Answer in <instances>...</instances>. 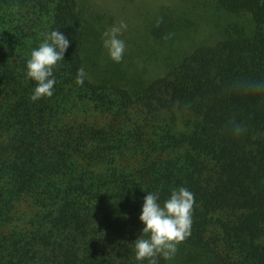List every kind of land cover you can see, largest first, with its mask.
Returning <instances> with one entry per match:
<instances>
[{
	"label": "trees",
	"instance_id": "trees-1",
	"mask_svg": "<svg viewBox=\"0 0 264 264\" xmlns=\"http://www.w3.org/2000/svg\"><path fill=\"white\" fill-rule=\"evenodd\" d=\"M85 1L0 0V264H148L144 197L163 206L181 187L190 235L158 264H264V99L226 90L264 78V0L167 6L119 63L103 45L111 7ZM203 9L218 28L173 53L172 23ZM54 30L69 47L53 95L33 101L27 61ZM139 53L163 66L134 72Z\"/></svg>",
	"mask_w": 264,
	"mask_h": 264
},
{
	"label": "clouds",
	"instance_id": "clouds-1",
	"mask_svg": "<svg viewBox=\"0 0 264 264\" xmlns=\"http://www.w3.org/2000/svg\"><path fill=\"white\" fill-rule=\"evenodd\" d=\"M160 21L157 22L159 25ZM127 25L121 21L103 33V45L109 57L119 63L123 59L126 44L121 36ZM45 38L37 49L31 52L27 61V78L36 83L33 101L42 97H51L56 83L53 69L64 59L69 47V40L59 31L54 30L44 34ZM87 73L81 67L78 70L76 83L83 85ZM226 90L230 93L254 95L264 99V78H237L231 81ZM232 131L239 136L246 128L235 121L231 122ZM158 194L150 193L144 197L140 220L143 222L142 235L134 241L135 259L147 260L148 264H158V257L169 260L176 254L178 245L189 235L192 224L194 196L186 188L173 190L171 196L161 206Z\"/></svg>",
	"mask_w": 264,
	"mask_h": 264
},
{
	"label": "rangeland",
	"instance_id": "rangeland-1",
	"mask_svg": "<svg viewBox=\"0 0 264 264\" xmlns=\"http://www.w3.org/2000/svg\"><path fill=\"white\" fill-rule=\"evenodd\" d=\"M181 1L182 0H97L95 6H100L103 9L107 6L111 7V27L113 25H118L121 21L126 23L127 29L123 32L121 39L125 41V52H127V50L136 49L133 47L134 43L130 39V33H137V35L143 33V29L145 30V26L154 20L157 12L160 11L159 15L161 16L165 7L177 4ZM83 4L87 9H90L91 4L88 0L83 2ZM160 5L163 6V10ZM202 12L203 14L200 12V15L197 13L185 15L179 23V26L177 23H172L173 26L176 27L173 33L175 39L171 45L173 53H178L185 47L189 48L196 42L201 41L204 35L207 38L208 33H214V26L216 29L218 28L220 17H211L207 20L205 16L207 12H205L204 9ZM140 54L141 53L137 54L133 62V69L135 70L133 71L138 74H143L147 70V75L154 74V72L160 70L163 66L162 62L165 61L164 58H161L158 62L157 60L153 61V56L147 53V58L143 59L144 61L142 60L143 63H141V61L137 62L136 59L141 60ZM141 65L142 67H140ZM123 70L125 71L126 67H123ZM128 76L131 77L135 75L128 74Z\"/></svg>",
	"mask_w": 264,
	"mask_h": 264
}]
</instances>
